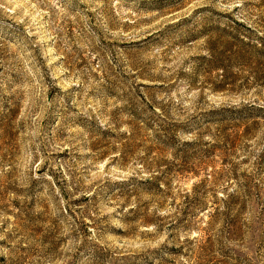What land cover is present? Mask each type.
<instances>
[{
    "label": "rangeland",
    "instance_id": "obj_1",
    "mask_svg": "<svg viewBox=\"0 0 264 264\" xmlns=\"http://www.w3.org/2000/svg\"><path fill=\"white\" fill-rule=\"evenodd\" d=\"M0 264H264V0H0Z\"/></svg>",
    "mask_w": 264,
    "mask_h": 264
}]
</instances>
